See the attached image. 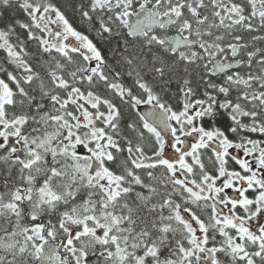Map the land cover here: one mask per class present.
I'll return each instance as SVG.
<instances>
[{
    "label": "snow or ice",
    "instance_id": "snow-or-ice-1",
    "mask_svg": "<svg viewBox=\"0 0 264 264\" xmlns=\"http://www.w3.org/2000/svg\"><path fill=\"white\" fill-rule=\"evenodd\" d=\"M0 264H264V0H0Z\"/></svg>",
    "mask_w": 264,
    "mask_h": 264
}]
</instances>
